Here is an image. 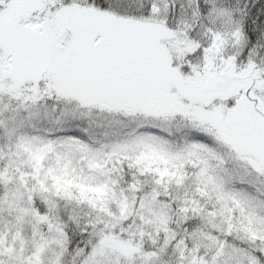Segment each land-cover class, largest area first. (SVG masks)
<instances>
[{
	"label": "snow or ice",
	"instance_id": "6c2138e0",
	"mask_svg": "<svg viewBox=\"0 0 264 264\" xmlns=\"http://www.w3.org/2000/svg\"><path fill=\"white\" fill-rule=\"evenodd\" d=\"M0 264H264V0H0Z\"/></svg>",
	"mask_w": 264,
	"mask_h": 264
}]
</instances>
